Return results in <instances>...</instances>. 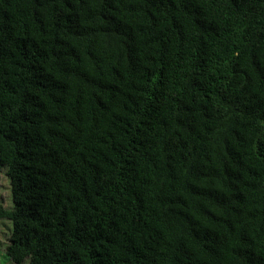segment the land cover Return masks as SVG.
<instances>
[{"label": "trees", "instance_id": "16d2710c", "mask_svg": "<svg viewBox=\"0 0 264 264\" xmlns=\"http://www.w3.org/2000/svg\"><path fill=\"white\" fill-rule=\"evenodd\" d=\"M1 174L13 264H264V0H0Z\"/></svg>", "mask_w": 264, "mask_h": 264}, {"label": "rangeland", "instance_id": "374dc122", "mask_svg": "<svg viewBox=\"0 0 264 264\" xmlns=\"http://www.w3.org/2000/svg\"><path fill=\"white\" fill-rule=\"evenodd\" d=\"M0 186V203L7 206L10 205V189L8 180L4 174H1ZM10 222L7 219L0 220V264H13L8 261L4 248L8 243L7 237L9 235Z\"/></svg>", "mask_w": 264, "mask_h": 264}]
</instances>
